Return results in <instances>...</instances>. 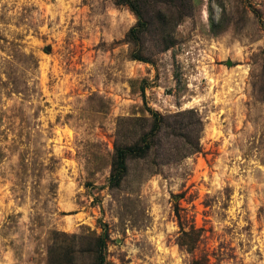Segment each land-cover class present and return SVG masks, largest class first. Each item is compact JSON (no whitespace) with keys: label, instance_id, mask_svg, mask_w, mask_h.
Listing matches in <instances>:
<instances>
[{"label":"rangeland","instance_id":"374dc122","mask_svg":"<svg viewBox=\"0 0 264 264\" xmlns=\"http://www.w3.org/2000/svg\"><path fill=\"white\" fill-rule=\"evenodd\" d=\"M193 3L159 50L125 0H0V264H264V0ZM157 115L200 151L112 184Z\"/></svg>","mask_w":264,"mask_h":264},{"label":"trees","instance_id":"16d2710c","mask_svg":"<svg viewBox=\"0 0 264 264\" xmlns=\"http://www.w3.org/2000/svg\"><path fill=\"white\" fill-rule=\"evenodd\" d=\"M125 2L139 18L137 25L130 30L129 37L141 43L150 39L155 42V46L159 50H166L174 46L175 35L173 32L176 27L181 24L183 19L194 13L193 0H125ZM148 37L149 39H147ZM134 58L143 60L137 54ZM187 114L194 116L195 113L192 110H187L178 116H187ZM178 116L175 115L176 120L171 122L169 118L165 119L157 115L149 133L142 135V138L131 146H124V149L117 147L118 161L114 162L112 166V184L118 183L123 175L125 177L127 173L125 161L128 156L144 157L155 147H159L163 151L158 149L162 154L161 157L170 162L171 159H177L178 155L187 157L200 151L198 147L199 131L190 126L188 121L179 119ZM167 144L172 147L167 148ZM119 158L120 160L124 159V164L119 161ZM100 258V264H104L102 253ZM193 264H199V262L196 261Z\"/></svg>","mask_w":264,"mask_h":264}]
</instances>
